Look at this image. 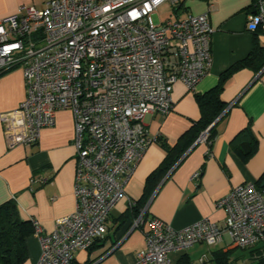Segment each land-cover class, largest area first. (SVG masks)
<instances>
[{"label": "built area", "instance_id": "obj_1", "mask_svg": "<svg viewBox=\"0 0 264 264\" xmlns=\"http://www.w3.org/2000/svg\"><path fill=\"white\" fill-rule=\"evenodd\" d=\"M164 2L174 14L180 0H47L42 8L22 5L0 18V73L18 66L25 84L20 104L0 113L6 142L36 143L59 109L68 108L74 122L75 209L50 231L31 220L40 244L37 264H69L77 250L105 235L126 178L157 139L144 116L169 113L172 85L193 89L210 66L209 10L155 22ZM254 3L248 28L264 30V0ZM208 137L207 127L196 141ZM217 206L225 212L222 222L202 218L176 229L150 218L135 264H175L170 252L217 246L225 238L239 249L264 243V186L239 184ZM144 212L130 227L143 225Z\"/></svg>", "mask_w": 264, "mask_h": 264}, {"label": "crops", "instance_id": "obj_2", "mask_svg": "<svg viewBox=\"0 0 264 264\" xmlns=\"http://www.w3.org/2000/svg\"><path fill=\"white\" fill-rule=\"evenodd\" d=\"M46 1L0 0V18L14 14L22 5L42 8ZM254 8L253 0H180L175 8L177 17L209 10L210 66L193 89L180 81L172 85L173 109L169 113L144 116L145 128L157 141L147 147L126 178L124 196L107 218V231L100 238L104 239L87 251L77 250L69 264L87 260L94 264H135L136 253L145 246L143 232L150 218H158L176 229L202 218L222 222L225 212L217 206L220 198L244 182L264 183V66L258 71L240 66L223 80L220 98L227 107L208 141L192 144L169 171L155 180L145 203L138 202L147 177L166 157L167 147H174L199 119L196 95L214 88L221 74L252 49L254 33L248 28V16ZM257 39L264 46V32H259ZM24 96L21 68L14 66L0 73V113L15 109ZM249 136L256 138L257 144L253 153L246 156L239 150L245 149ZM73 139L74 122L68 108L57 110L54 124L42 128L37 142L31 145H9L0 121V204L13 199L21 219H34L45 231L52 230L57 218L75 209ZM195 172H199L198 178L192 177ZM32 177L46 181L31 182ZM132 206L145 208L144 223L128 232ZM26 248L27 257L22 264H37L40 244L33 233L26 238ZM234 248L225 238L217 246L197 243L168 256L175 264L180 260L196 264L202 255L214 261L215 250L226 252Z\"/></svg>", "mask_w": 264, "mask_h": 264}, {"label": "trees", "instance_id": "obj_3", "mask_svg": "<svg viewBox=\"0 0 264 264\" xmlns=\"http://www.w3.org/2000/svg\"><path fill=\"white\" fill-rule=\"evenodd\" d=\"M255 2V0H253ZM255 7V3H254ZM176 13V10H175ZM174 13V14H175ZM264 32L260 27H257L252 32L254 33L252 49L248 55L234 63L227 71L223 72L220 76L218 84L203 94L196 95V101L200 110L199 119L194 122L178 139L174 147H167V154L163 162L147 177L143 189L141 198L138 202L144 204L145 201L151 196L153 188L155 186V180L160 179L172 166L177 163L186 150L193 144L196 137L204 129L210 126L215 118L223 111L226 104L221 100L220 93L223 88V80L226 75L233 69L240 66L253 67L256 71L260 70L264 66V46H261L257 39L259 32ZM14 67V66H13ZM10 69V68H9ZM3 70L1 73L9 70ZM214 125L208 129L209 135L213 133ZM250 139L246 143L244 150H239L243 155L249 156L256 148L257 140L254 137L249 136ZM157 141V139H156ZM173 155V158L171 157ZM170 158V159H169ZM169 159V161H168ZM255 184L260 187L258 182ZM143 206L130 207V222L136 218ZM145 215V212L143 216ZM128 214L122 218L125 219ZM131 224V223H130ZM130 227V226H129ZM128 227V228H129ZM33 233V226L29 220H23L20 218L18 208L15 200L10 199L0 204V264H22L27 257L26 238ZM104 239V238H103ZM103 239H97L89 247L91 249L97 241ZM88 249V250H89ZM248 250L249 255L256 260V264H264V245L255 246L252 248L242 249ZM232 251V250H230ZM230 251L223 252L221 250H215L213 252V259L216 264H234L231 260ZM84 263H90L89 260ZM176 264H187L180 260Z\"/></svg>", "mask_w": 264, "mask_h": 264}, {"label": "rangeland", "instance_id": "obj_4", "mask_svg": "<svg viewBox=\"0 0 264 264\" xmlns=\"http://www.w3.org/2000/svg\"><path fill=\"white\" fill-rule=\"evenodd\" d=\"M172 12V5L169 2H164L158 7L152 18L155 22H158L159 20H164L168 17H174V14ZM230 255L231 260L234 264H256V260L250 257L248 250L244 251L239 248H234L232 251H230ZM195 261L196 264H202L199 263V258H197ZM204 263L216 264L214 261H211L209 259H206Z\"/></svg>", "mask_w": 264, "mask_h": 264}, {"label": "water", "instance_id": "obj_5", "mask_svg": "<svg viewBox=\"0 0 264 264\" xmlns=\"http://www.w3.org/2000/svg\"><path fill=\"white\" fill-rule=\"evenodd\" d=\"M227 107V106H226ZM226 107L223 109V111L215 118V120L210 124V126L208 127V129L210 128V127H212L217 121H218V119L223 115V113L225 112V110H226ZM196 142H198V141H195L193 144H195ZM188 151V150H187ZM186 151V152H187ZM185 155V153L181 156V157H183ZM261 186H264V183H262L261 184ZM131 223V222H130ZM129 223V226L131 225ZM128 226V227H129ZM135 227H129V231L128 232H130L131 230H133Z\"/></svg>", "mask_w": 264, "mask_h": 264}]
</instances>
